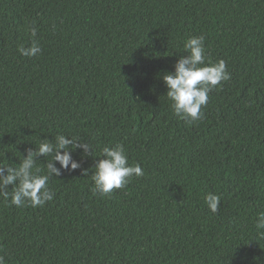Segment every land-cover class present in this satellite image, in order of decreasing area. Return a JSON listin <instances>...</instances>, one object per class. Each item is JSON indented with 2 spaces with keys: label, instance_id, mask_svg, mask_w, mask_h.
I'll return each instance as SVG.
<instances>
[{
  "label": "trees",
  "instance_id": "trees-1",
  "mask_svg": "<svg viewBox=\"0 0 264 264\" xmlns=\"http://www.w3.org/2000/svg\"><path fill=\"white\" fill-rule=\"evenodd\" d=\"M32 28L42 53L24 57ZM199 35L230 79L188 122L162 76ZM57 134L93 153L72 152L81 168L51 179L43 206L0 197L5 264H264V0H0V165ZM116 144L144 174L94 194Z\"/></svg>",
  "mask_w": 264,
  "mask_h": 264
},
{
  "label": "clouds",
  "instance_id": "clouds-1",
  "mask_svg": "<svg viewBox=\"0 0 264 264\" xmlns=\"http://www.w3.org/2000/svg\"><path fill=\"white\" fill-rule=\"evenodd\" d=\"M31 36V46L18 48L21 56L35 57L42 53V47L35 39V28L31 29ZM205 39L204 35L189 37L183 44L187 55L179 57L174 71L162 76L167 88L166 96L172 102L174 114L188 122L203 119L202 108L208 103L209 93L230 79L226 61L221 59L212 62L207 58ZM54 139V143L49 139H41L35 150L28 149L26 157L22 156L20 164L15 167L0 165V197L18 208L26 205L43 206L55 196V192L49 187L50 180L61 176V170L74 171L81 168V163L73 159L72 152L80 149L82 155L93 153L92 146L79 138L57 134ZM38 156L50 158L46 171L36 166L35 158ZM102 157L96 162L95 172L91 175L94 194L108 195L114 189L124 188L133 176L144 174L139 163H128L126 149L122 144L105 146ZM54 162H58L60 167H56ZM84 174L87 175V171ZM9 186H12L11 191ZM220 199V195L214 192H208L204 197L205 204L212 213L219 210ZM255 226L257 232L264 236V211L257 213ZM0 264H5L3 256H0Z\"/></svg>",
  "mask_w": 264,
  "mask_h": 264
}]
</instances>
